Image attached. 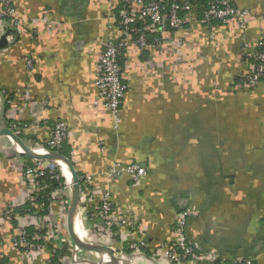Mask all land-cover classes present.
Listing matches in <instances>:
<instances>
[{"label": "crops", "instance_id": "crops-1", "mask_svg": "<svg viewBox=\"0 0 264 264\" xmlns=\"http://www.w3.org/2000/svg\"><path fill=\"white\" fill-rule=\"evenodd\" d=\"M199 1L201 9L206 0ZM233 1L247 11L244 29L234 22L203 24L200 10L160 45L124 49L127 90L115 124L94 100L103 45L119 38L116 0H11L19 27L7 37L0 30V121L8 128L17 123L29 148L45 146L56 121L66 125L64 155L78 177L91 179L77 210L88 237L118 248L128 264H172L162 251L175 242L183 209L192 213L185 235L205 258L177 264H234L246 257L264 264V81L249 90L234 83L253 65L251 46L264 40V0ZM29 159L0 134V264H47L57 248L61 264L96 263L95 252L71 256V189L61 161H54V173L66 186H57L59 176L51 179V209L24 208L34 207L23 177ZM118 161L138 163L146 175L107 176ZM102 194L143 241L137 252L119 244L117 225L105 226L97 209ZM44 222L57 224L64 241L28 253L11 244L20 227L34 230Z\"/></svg>", "mask_w": 264, "mask_h": 264}, {"label": "built area", "instance_id": "built-area-1", "mask_svg": "<svg viewBox=\"0 0 264 264\" xmlns=\"http://www.w3.org/2000/svg\"><path fill=\"white\" fill-rule=\"evenodd\" d=\"M199 0H116V23L119 30V38L115 40H107L101 50L99 56V74L95 79V87L97 94L94 104L104 105L110 111L115 121H119V109L123 101L127 84L122 76L123 65L120 57L124 49L129 44L136 45L139 49H147L151 46H158L166 39L169 40L179 30L183 29L193 15L197 16V12L201 10L200 21L203 24H220L225 25L234 22L244 29L247 11L237 7L233 0H206L200 9L197 5ZM14 8L11 0H0V30L7 37L8 30L19 27V21L14 16ZM1 37V36H0ZM245 48H250V44L243 38ZM259 48H252L253 65L250 66L240 78V83L246 88L256 86L260 79L264 76V44L260 39L256 42ZM262 48V49H260ZM27 62L30 64L31 59ZM17 123H12L11 131L18 135ZM67 130L66 125L62 121H56L51 129L49 140L45 146L30 147L34 153L43 154L48 151L62 152L65 142ZM13 143L16 151L22 149L16 142L8 136ZM30 163L24 165L23 177L29 181L31 192L29 195L30 202L36 207L34 213L40 214L42 210L51 209L52 207V189L49 180L58 177L54 173L55 162L46 159L30 158ZM109 177L129 176L133 180L146 175L144 167L138 163L122 164L121 162L113 163L106 172ZM89 176L80 175V196L82 201L88 198V188L86 184L90 181ZM50 189L49 191H46ZM45 194V195H44ZM44 196L45 200H41ZM97 209L103 218L106 227L110 228L117 225V236H122L119 244H127L132 251L137 252L142 246V240H135L133 234L129 230L130 220L125 216L114 215V208L110 203L107 194L100 195L98 199ZM190 209H183L177 217L175 231L177 237L175 242L165 248L162 252L167 256L172 264L181 263L183 261H192L205 258L204 255L197 252L196 248L188 241L185 230L189 217H191ZM137 229V228H136ZM138 231V230H136ZM119 233V234H118ZM57 224L44 222L35 226L33 231L20 227L14 235L11 244L15 248L23 249L28 253L31 251H42L51 243H55L58 239L64 241ZM132 237V238H129ZM129 239V240H128ZM119 245V246H120ZM111 246V245H110ZM112 247V246H111ZM56 249H53V253ZM114 255L122 258L121 251L113 248ZM81 249L75 248L72 251V257L78 256ZM107 256L103 257L101 262L107 261ZM61 261V258L59 259ZM51 264V260L47 261ZM88 264V263H87ZM234 264H254L253 259L238 258Z\"/></svg>", "mask_w": 264, "mask_h": 264}, {"label": "water", "instance_id": "water-1", "mask_svg": "<svg viewBox=\"0 0 264 264\" xmlns=\"http://www.w3.org/2000/svg\"><path fill=\"white\" fill-rule=\"evenodd\" d=\"M5 42V36L2 35L0 37V44ZM3 109L0 111V116H2ZM0 134H4L7 136H10L16 144L22 149V151H16L19 155H24L30 158H38V159H48L51 161H61L63 164L67 166L68 171L71 175V183H70V189H71V197L68 204L67 209V230L68 235L70 239L73 241L75 248L95 252L98 254V261L94 264H128L123 258H120L116 255H114L112 247L106 243L102 242H93V241H84L81 238L78 237V235L75 232L74 229V216L77 213L81 196H80V184H79V177L70 163L69 159L61 152L59 151H48L43 154L34 153L31 148L27 147L25 143L19 138L18 135L13 134L10 128L3 126L0 121ZM56 182V181H54ZM100 254H104L107 256V261L101 262L103 259V256ZM88 264H92L90 260L87 261Z\"/></svg>", "mask_w": 264, "mask_h": 264}, {"label": "trees", "instance_id": "trees-1", "mask_svg": "<svg viewBox=\"0 0 264 264\" xmlns=\"http://www.w3.org/2000/svg\"><path fill=\"white\" fill-rule=\"evenodd\" d=\"M202 1H198V4L200 5V4H202L201 3ZM260 40V39H259ZM262 41H263V44H264V40L263 39H261ZM255 46V49L256 48H259L257 45H252L251 47L253 48ZM260 49H262V48H260ZM249 57H250V59H251V56L249 55ZM120 62H121V64H122V59H121V57H120ZM241 76H242V74H238L235 78H234V83H236V85H241V86H243L241 83H240V78H241ZM264 81V76L260 79V81ZM244 87V86H243ZM255 87V86H254ZM254 87H252V88H250V89H253ZM245 89H247V90H249V88H246L245 87ZM62 153L63 154H66V151H65V149L62 147ZM55 174H58V180H59V183H58V187L59 186H63L64 185V178L63 177H61L60 175H59V172L58 171H56L55 172ZM50 182H51V188L52 187H55V185L53 184V182H52V180H50ZM80 184H81V189H83V186H82V183L80 182ZM50 189H47L46 191H49ZM45 195V194H44ZM41 200H45L44 199V196L42 197V198H40V201ZM29 208V211L30 212H33L34 210H35V207H29L28 206V204H26L25 206H24V208ZM29 231H33V229H30ZM50 245H47V247H49ZM51 247V246H50ZM60 259V252H59V250H58V248L55 250V252L54 253H52V256H51V258H50V260H51V264H61V261L59 260Z\"/></svg>", "mask_w": 264, "mask_h": 264}, {"label": "bare ground", "instance_id": "bare-ground-1", "mask_svg": "<svg viewBox=\"0 0 264 264\" xmlns=\"http://www.w3.org/2000/svg\"><path fill=\"white\" fill-rule=\"evenodd\" d=\"M10 142H11V140H10ZM59 165H60L61 170H62L63 174L65 175L66 179H67V177H69V182L67 183V187H70L71 179H70V174L68 172V169H67L66 165L61 163V162L59 163ZM79 212H77L75 214V216H74V229H75V232L78 235V237L81 238L82 240H84L86 242L87 241H91V239L88 237V232H87V229H86V225L83 222V219L81 218V216L79 215ZM100 255L103 256V257H106V255H104V254H100Z\"/></svg>", "mask_w": 264, "mask_h": 264}, {"label": "rangeland", "instance_id": "rangeland-1", "mask_svg": "<svg viewBox=\"0 0 264 264\" xmlns=\"http://www.w3.org/2000/svg\"><path fill=\"white\" fill-rule=\"evenodd\" d=\"M67 185V184H66ZM66 185H64V186H66ZM64 186L62 187V188H60V189H63L64 188Z\"/></svg>", "mask_w": 264, "mask_h": 264}]
</instances>
